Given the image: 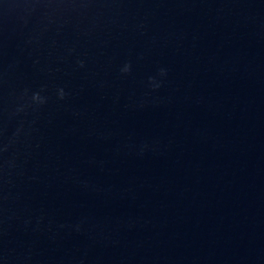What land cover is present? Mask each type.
<instances>
[{"label":"water","instance_id":"water-1","mask_svg":"<svg viewBox=\"0 0 264 264\" xmlns=\"http://www.w3.org/2000/svg\"><path fill=\"white\" fill-rule=\"evenodd\" d=\"M0 264H264V0H0Z\"/></svg>","mask_w":264,"mask_h":264}]
</instances>
